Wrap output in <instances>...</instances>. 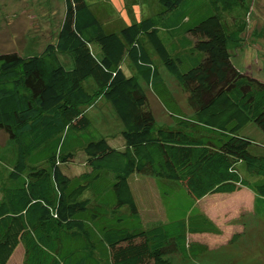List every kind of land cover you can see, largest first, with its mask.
<instances>
[{
    "label": "trees",
    "instance_id": "1",
    "mask_svg": "<svg viewBox=\"0 0 264 264\" xmlns=\"http://www.w3.org/2000/svg\"><path fill=\"white\" fill-rule=\"evenodd\" d=\"M157 2L156 16L109 31L88 0H64L56 42L38 54L0 53V129L14 143L9 174L0 171V264L19 245L23 264H184L168 256L169 247L191 260L207 246L190 236L221 233L196 206L204 197L246 188L264 217V152L247 133L253 124L264 133V80L233 59L254 0ZM60 53L71 56V67ZM126 58L135 72L125 70ZM141 79L169 125L157 123ZM96 94L122 124L121 146L91 126L84 106ZM79 151L85 169L71 174ZM137 175L156 179L164 197L162 183L183 186L192 201L145 223Z\"/></svg>",
    "mask_w": 264,
    "mask_h": 264
},
{
    "label": "rangeland",
    "instance_id": "2",
    "mask_svg": "<svg viewBox=\"0 0 264 264\" xmlns=\"http://www.w3.org/2000/svg\"><path fill=\"white\" fill-rule=\"evenodd\" d=\"M88 1L92 5L94 3L109 31L137 19L138 7L146 8L145 10L149 11L148 13L153 12V15L158 6L157 0ZM125 6L132 9L123 8ZM64 10V0H0V53L6 51H17L21 55L40 53L48 43L57 41ZM243 35L245 43L234 52V62L242 71L264 80V0H254L248 16L247 29ZM149 51L158 62L162 79L174 98L186 112H190L175 78L160 64L151 47ZM60 57L68 67L72 66L69 54L60 53ZM128 60V58L124 60V68L130 74L135 70L128 64ZM140 81L148 92L149 103L156 115L157 123L169 125L172 119L167 109L154 95L149 85L142 79ZM86 86L91 91L96 88L93 79H89ZM84 108L91 119V126L99 135L109 137L113 145L123 144L122 124L110 103L102 95L96 94ZM247 133L257 142V150L264 152V133L255 124L248 127ZM13 144L9 136L0 129V157L4 158L0 159V171L5 175L10 172V166L5 160L10 161L14 158L11 149ZM7 148L11 150L6 151ZM77 158V162L71 163L67 168L71 174L85 169L82 151L78 152ZM133 184L145 223L165 220L175 212V207H187L192 201L183 186L167 182L162 183L169 189V195H166L165 199L160 185L150 176L137 175ZM167 185L171 187L167 188ZM255 197L252 191L243 188L231 194L208 195L196 202L197 208L219 226L221 233L190 236L191 240L207 246L206 251L197 258L185 260L173 247H169L168 256L172 257L175 263L184 264H264V217L254 212ZM1 199L0 189V201ZM23 256V250L19 248L10 264H23Z\"/></svg>",
    "mask_w": 264,
    "mask_h": 264
},
{
    "label": "crops",
    "instance_id": "3",
    "mask_svg": "<svg viewBox=\"0 0 264 264\" xmlns=\"http://www.w3.org/2000/svg\"><path fill=\"white\" fill-rule=\"evenodd\" d=\"M131 1H133V0H131ZM136 1V0H135ZM151 1V0H150ZM150 1H148V2H150ZM153 2H154V0H153ZM92 8H93V10H94V12L97 14V16L102 20V17H101V15L99 14V12L97 11V9H96V7L94 6V3H93V6H92ZM123 8H126V9H129V10H131L132 8L130 7V6H125V7H123ZM157 9L156 10H154V14L152 15V13H148L149 11H147V10H145L146 8H143L142 9V7H138V15L136 16L137 17V19L138 20H140L141 18H147V17H152V16H156L160 11H161V6H159V4H158V6L156 7ZM141 9V10H140ZM136 12V11H135ZM155 12H157V13H155ZM128 13H129V11H128ZM134 12H132V14H133ZM136 19V20H137ZM105 22V21H104ZM116 27V26H115ZM122 26L121 25H118V27L117 28H114V29H119V28H121ZM19 248H21L22 250H23V253H24V256H25V252H24V247H23V245H19V247L17 248V250L15 251V253H14V255H16V253L18 252V250H19ZM14 255H13V257H14ZM24 256H23V260H24ZM13 257L11 258V260L13 259ZM11 262V261H10ZM10 264V263H9Z\"/></svg>",
    "mask_w": 264,
    "mask_h": 264
}]
</instances>
